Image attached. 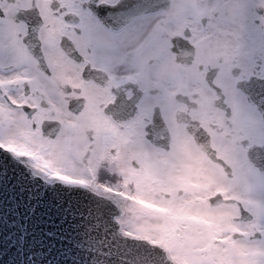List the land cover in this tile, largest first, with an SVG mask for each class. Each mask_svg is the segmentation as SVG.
<instances>
[{"label": "flooded vegetation", "instance_id": "1", "mask_svg": "<svg viewBox=\"0 0 264 264\" xmlns=\"http://www.w3.org/2000/svg\"><path fill=\"white\" fill-rule=\"evenodd\" d=\"M258 80L264 0H0V111L29 161L201 226L199 264H264Z\"/></svg>", "mask_w": 264, "mask_h": 264}, {"label": "water", "instance_id": "2", "mask_svg": "<svg viewBox=\"0 0 264 264\" xmlns=\"http://www.w3.org/2000/svg\"><path fill=\"white\" fill-rule=\"evenodd\" d=\"M263 92L257 82L248 97L264 118ZM252 161L264 172V146ZM124 215L114 198L46 181L0 147V264H177L160 245L122 232Z\"/></svg>", "mask_w": 264, "mask_h": 264}, {"label": "rangeland", "instance_id": "3", "mask_svg": "<svg viewBox=\"0 0 264 264\" xmlns=\"http://www.w3.org/2000/svg\"><path fill=\"white\" fill-rule=\"evenodd\" d=\"M15 117L16 114L13 113L12 117ZM9 114V112L6 109H2V111H0V139H2V141H17L20 140V132L23 130H18L16 125H19L20 123L18 122L17 124H15L14 126H12L11 123H7V121H12V118ZM14 119V118H13ZM9 140V141H8ZM74 173L75 175H79L81 174V171H77V172H71ZM205 213H207V211H203ZM143 213H140L136 216L135 220H132L129 216V220L128 218L124 219V224L125 227L128 231H131L130 228L135 227L133 225V223L135 224H141V225H149L152 227H157L158 231L157 234L156 233H151L149 230H146L148 232V234H152L153 236H157V235H162L163 230L162 229H166V225H164V222H162L161 219H153L147 216H142ZM164 225V226H163ZM213 228L210 229H205L208 233H210L212 231ZM160 232V233H159ZM203 234H202V229H198L195 227H191L190 229H185L184 232L183 231H179L175 236H171L170 239H175L177 240L178 246H175L174 249L172 251H174L177 255V258L181 257L184 258V261L186 263H191V264H199L198 261V254L196 253V245L199 243L200 240L203 241ZM241 246V245H240ZM240 246H238L240 248ZM238 247H235L236 250L239 251ZM242 248V246H241ZM235 249H232V251ZM230 251V253L232 254L233 252ZM219 255H216L215 253L212 254V256H216V257H220L222 259L223 256H225V252H221ZM180 258V259H181ZM247 260H245V262H247L248 264L252 263V259L250 257H246ZM188 260V261H187ZM190 261V262H189ZM202 264H210V262L212 261L213 264H219V259L214 261V260H203L202 259ZM232 261V255L230 260L225 261V262H231ZM259 263H262L261 260H258ZM224 262V263H225Z\"/></svg>", "mask_w": 264, "mask_h": 264}]
</instances>
